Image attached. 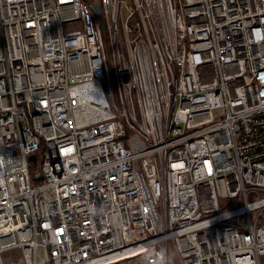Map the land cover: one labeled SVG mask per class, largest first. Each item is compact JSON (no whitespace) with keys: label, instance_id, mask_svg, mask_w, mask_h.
Returning <instances> with one entry per match:
<instances>
[{"label":"built area","instance_id":"built-area-1","mask_svg":"<svg viewBox=\"0 0 264 264\" xmlns=\"http://www.w3.org/2000/svg\"><path fill=\"white\" fill-rule=\"evenodd\" d=\"M263 210L264 0H0V264H264Z\"/></svg>","mask_w":264,"mask_h":264},{"label":"clouds","instance_id":"clouds-1","mask_svg":"<svg viewBox=\"0 0 264 264\" xmlns=\"http://www.w3.org/2000/svg\"><path fill=\"white\" fill-rule=\"evenodd\" d=\"M99 64L94 68L96 70ZM93 70V71H94ZM76 97L83 102L88 100L89 102H99L106 97L104 96L102 89H100L92 78H84V82L79 83L78 86L74 89Z\"/></svg>","mask_w":264,"mask_h":264},{"label":"rangeland","instance_id":"rangeland-1","mask_svg":"<svg viewBox=\"0 0 264 264\" xmlns=\"http://www.w3.org/2000/svg\"><path fill=\"white\" fill-rule=\"evenodd\" d=\"M69 48L74 49V47L71 46V44H69ZM34 164H37V160H35L33 162V165ZM40 181H42V180L41 179H34V183H39ZM262 217H264V210L262 212ZM11 253L14 254L16 259H17V255H18L17 252H15V251H13V252L9 251L8 252V254H11ZM39 256H41V253L39 254ZM119 263L124 264V263H122V261H120ZM20 264H24V263H20ZM169 264H180L179 259H178L177 254H176V251L174 250V247L172 244L170 245Z\"/></svg>","mask_w":264,"mask_h":264},{"label":"water","instance_id":"water-1","mask_svg":"<svg viewBox=\"0 0 264 264\" xmlns=\"http://www.w3.org/2000/svg\"><path fill=\"white\" fill-rule=\"evenodd\" d=\"M92 7L96 11V13L99 14L100 18L103 20V11H102V6L100 2H94L92 3ZM36 158V154H31L30 159L33 160Z\"/></svg>","mask_w":264,"mask_h":264},{"label":"trees","instance_id":"trees-1","mask_svg":"<svg viewBox=\"0 0 264 264\" xmlns=\"http://www.w3.org/2000/svg\"><path fill=\"white\" fill-rule=\"evenodd\" d=\"M33 166H36V164H34Z\"/></svg>","mask_w":264,"mask_h":264}]
</instances>
